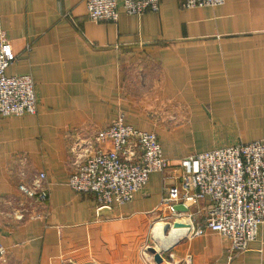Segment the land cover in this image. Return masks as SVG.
Listing matches in <instances>:
<instances>
[{
    "label": "crops",
    "instance_id": "1",
    "mask_svg": "<svg viewBox=\"0 0 264 264\" xmlns=\"http://www.w3.org/2000/svg\"><path fill=\"white\" fill-rule=\"evenodd\" d=\"M0 29L15 53L6 72L30 73L38 102L34 114L0 117L3 264H264V222L240 253L210 230L184 235L161 262L145 253L156 221H202L204 200L179 213L161 202L186 156L264 138V0H160L140 15L119 8L114 22L90 20L85 0H0ZM119 114L157 134L167 166L131 201L98 209L67 178L77 146ZM39 171L48 198L17 218L9 205L30 201L18 184Z\"/></svg>",
    "mask_w": 264,
    "mask_h": 264
},
{
    "label": "built area",
    "instance_id": "2",
    "mask_svg": "<svg viewBox=\"0 0 264 264\" xmlns=\"http://www.w3.org/2000/svg\"><path fill=\"white\" fill-rule=\"evenodd\" d=\"M223 2L182 0V5L191 8ZM159 5L160 0H85L88 18L95 22L116 21L119 8L127 14L140 15L158 11ZM14 59L11 41L0 29V117L34 114L37 110L32 75L6 72ZM77 149L81 151L67 184L76 192L92 194L98 209L131 201L148 184L152 172L167 166L157 134L127 124L122 114L97 130L94 141L78 145ZM182 166L179 182L167 187L161 202L169 211L179 213L174 204L183 203L188 207L190 203L204 200L202 221L198 225L191 221L185 236L215 231L229 239L232 253L246 250L264 222V138L239 140L192 153L183 159ZM45 177L39 171L29 182L18 184L21 197L30 200L31 205L47 200ZM6 254V248L0 244V264L5 262ZM183 264H191L190 255Z\"/></svg>",
    "mask_w": 264,
    "mask_h": 264
},
{
    "label": "bare ground",
    "instance_id": "3",
    "mask_svg": "<svg viewBox=\"0 0 264 264\" xmlns=\"http://www.w3.org/2000/svg\"><path fill=\"white\" fill-rule=\"evenodd\" d=\"M166 227L167 226L164 222H156L151 229L153 240H155L159 249L157 252L160 254L173 245L178 239L188 233L191 227V220L188 218V221L181 220L171 224L168 235L165 232Z\"/></svg>",
    "mask_w": 264,
    "mask_h": 264
},
{
    "label": "rangeland",
    "instance_id": "4",
    "mask_svg": "<svg viewBox=\"0 0 264 264\" xmlns=\"http://www.w3.org/2000/svg\"><path fill=\"white\" fill-rule=\"evenodd\" d=\"M24 172L26 173V171L24 170ZM25 173H23V172H20V176L21 177H23V176H25L26 174ZM34 175V174H33ZM30 181V180H29ZM29 181H24V180H22V181H20V182H29ZM19 182V183H20ZM27 205H31L29 202H22V204H18V206L13 202V203H11V205H9V208L11 207V211H12V213H15L17 216V218H22L23 217V215H24V212L26 211V209H24L23 208V206H27ZM35 205V204H34ZM33 206V205H32ZM8 208V209H9ZM17 208V209H16ZM15 209V210H14ZM19 215H22L21 217L19 216ZM185 218L182 216V218H179V217H177V216H173V217H170V218H168L167 220H162V221H156V222H164L165 224H166V226H167V231H166V234L168 235L169 234V232H170V229L169 228H171V224H174L175 222H177V221H181V220H184ZM155 222V223H156ZM154 223V224H155ZM168 223H170V224H168ZM154 224H153V226H154ZM152 226V227H153ZM152 227H151V229H152ZM150 235H151V239H149V244H147V246L148 245H152L154 248H156V251H158L159 249H158V247H157V244H156V242H155V240H153V235H152V233H151V230H150ZM153 241V242H152ZM148 247H146L145 248V253L147 254V253H151L150 251H149V249H147ZM163 253V252H162Z\"/></svg>",
    "mask_w": 264,
    "mask_h": 264
},
{
    "label": "water",
    "instance_id": "5",
    "mask_svg": "<svg viewBox=\"0 0 264 264\" xmlns=\"http://www.w3.org/2000/svg\"><path fill=\"white\" fill-rule=\"evenodd\" d=\"M103 208H106V207H103ZM173 208L176 211H179V212H186L188 210V207L185 206L183 203L174 204ZM168 224H170V223H168ZM166 231H167V227L165 229V232ZM148 249H149L150 252H152L154 254L153 258H154L155 262H161L162 261L161 254L159 252H157L156 249L153 246H149ZM167 250L168 249L164 250L163 252H166Z\"/></svg>",
    "mask_w": 264,
    "mask_h": 264
}]
</instances>
